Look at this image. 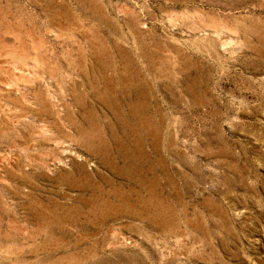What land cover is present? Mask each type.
Instances as JSON below:
<instances>
[{
    "label": "rangeland",
    "instance_id": "1",
    "mask_svg": "<svg viewBox=\"0 0 264 264\" xmlns=\"http://www.w3.org/2000/svg\"><path fill=\"white\" fill-rule=\"evenodd\" d=\"M0 264H264V0H0Z\"/></svg>",
    "mask_w": 264,
    "mask_h": 264
}]
</instances>
